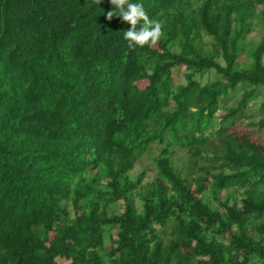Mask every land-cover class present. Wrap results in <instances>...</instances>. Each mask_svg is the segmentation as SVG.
Listing matches in <instances>:
<instances>
[{
  "label": "trees",
  "instance_id": "16d2710c",
  "mask_svg": "<svg viewBox=\"0 0 264 264\" xmlns=\"http://www.w3.org/2000/svg\"><path fill=\"white\" fill-rule=\"evenodd\" d=\"M142 2L0 0V264H264V0Z\"/></svg>",
  "mask_w": 264,
  "mask_h": 264
},
{
  "label": "clouds",
  "instance_id": "9594fccd",
  "mask_svg": "<svg viewBox=\"0 0 264 264\" xmlns=\"http://www.w3.org/2000/svg\"><path fill=\"white\" fill-rule=\"evenodd\" d=\"M99 3V0H96ZM112 10L107 18L119 17L123 23L130 25L123 32L130 48L151 47L157 44L161 36V25L151 19L144 8L142 0H110ZM139 26V27H138Z\"/></svg>",
  "mask_w": 264,
  "mask_h": 264
},
{
  "label": "rangeland",
  "instance_id": "374dc122",
  "mask_svg": "<svg viewBox=\"0 0 264 264\" xmlns=\"http://www.w3.org/2000/svg\"><path fill=\"white\" fill-rule=\"evenodd\" d=\"M205 81H206V77L204 78V82ZM262 95L263 94H260L259 96L255 97L253 100H251L248 103V108H247V111L245 112L246 116H244L240 121L237 122L235 128L230 130V132L228 133L229 137L236 139V140H246L248 138L247 124L251 121L253 122V121H256L259 119L258 117H260V113L262 112L260 106H261V104L264 103ZM239 96H240V90H237L235 92V95L233 96L234 98L227 101V105L228 106L235 105L234 101L236 99H238ZM223 113L224 112L221 111L219 114L221 115ZM258 139L259 138H257V136H255L253 138V141L255 142ZM261 140L264 142V135H263V138ZM179 155H181V154H179ZM152 169H153V165L151 162V157L149 155H144L132 173H133V175H136V174L140 173L142 170H146L147 171V179L151 180L154 177V171ZM113 209L116 211H120L121 210V204L116 205L115 207H113Z\"/></svg>",
  "mask_w": 264,
  "mask_h": 264
}]
</instances>
